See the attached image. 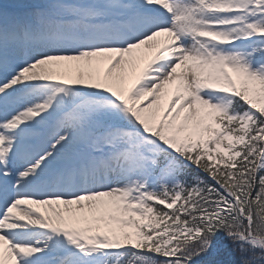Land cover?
<instances>
[{"label":"snow or ice","instance_id":"obj_1","mask_svg":"<svg viewBox=\"0 0 264 264\" xmlns=\"http://www.w3.org/2000/svg\"><path fill=\"white\" fill-rule=\"evenodd\" d=\"M0 264H264V0L0 3Z\"/></svg>","mask_w":264,"mask_h":264},{"label":"rangeland","instance_id":"obj_2","mask_svg":"<svg viewBox=\"0 0 264 264\" xmlns=\"http://www.w3.org/2000/svg\"><path fill=\"white\" fill-rule=\"evenodd\" d=\"M8 2H11V0H0V3H8ZM162 46H163V43H162ZM83 63H86V62H83ZM95 65V64H94ZM101 68H104L106 67V64H101L100 65ZM71 76H75L77 75L75 69H73L70 73H69Z\"/></svg>","mask_w":264,"mask_h":264},{"label":"bare ground","instance_id":"obj_3","mask_svg":"<svg viewBox=\"0 0 264 264\" xmlns=\"http://www.w3.org/2000/svg\"><path fill=\"white\" fill-rule=\"evenodd\" d=\"M157 39L161 42V43L158 45V48H159V47H162V43H163L165 37L161 36V37H158ZM158 48H157V49H153V52L156 51V50H158ZM82 63H83V62H82ZM93 64H95V61L93 62ZM43 210H44V209L41 208V211H43Z\"/></svg>","mask_w":264,"mask_h":264},{"label":"trees","instance_id":"obj_4","mask_svg":"<svg viewBox=\"0 0 264 264\" xmlns=\"http://www.w3.org/2000/svg\"><path fill=\"white\" fill-rule=\"evenodd\" d=\"M246 107V106H245ZM157 259H159V257H156Z\"/></svg>","mask_w":264,"mask_h":264}]
</instances>
